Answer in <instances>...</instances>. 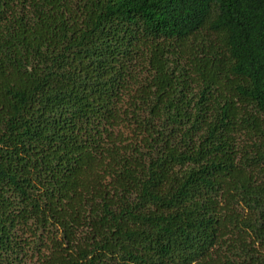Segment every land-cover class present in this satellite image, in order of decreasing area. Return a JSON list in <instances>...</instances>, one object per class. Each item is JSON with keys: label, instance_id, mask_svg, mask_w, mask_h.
<instances>
[{"label": "trees", "instance_id": "obj_1", "mask_svg": "<svg viewBox=\"0 0 264 264\" xmlns=\"http://www.w3.org/2000/svg\"><path fill=\"white\" fill-rule=\"evenodd\" d=\"M0 264H264V0H0Z\"/></svg>", "mask_w": 264, "mask_h": 264}]
</instances>
